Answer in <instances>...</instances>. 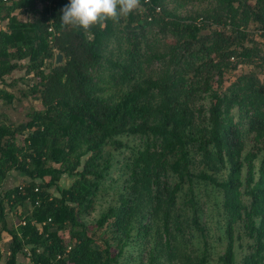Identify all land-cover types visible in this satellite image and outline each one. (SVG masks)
<instances>
[{"label": "trees", "instance_id": "16d2710c", "mask_svg": "<svg viewBox=\"0 0 264 264\" xmlns=\"http://www.w3.org/2000/svg\"><path fill=\"white\" fill-rule=\"evenodd\" d=\"M216 1L182 16L167 0H137L128 15L82 28L62 23L67 0H0V81L25 80L39 102L27 120L0 119V264H20L21 253L32 264H122L145 238L156 244L144 264L182 257L179 235L195 226L206 236L196 179L223 192L221 264H264V0ZM158 33L172 38L160 45ZM15 96L0 87L3 103ZM116 152L127 184L96 220L109 237L82 217ZM14 171L26 178L3 190ZM64 175L73 182L60 188Z\"/></svg>", "mask_w": 264, "mask_h": 264}, {"label": "rangeland", "instance_id": "374dc122", "mask_svg": "<svg viewBox=\"0 0 264 264\" xmlns=\"http://www.w3.org/2000/svg\"><path fill=\"white\" fill-rule=\"evenodd\" d=\"M169 8L175 9L180 15L186 16L188 14L195 15L200 11H207L215 9L217 6L216 0H167ZM26 15V14H24ZM22 15L23 17H26ZM209 31V30H205ZM158 36L162 38L160 45H163L166 40L172 38V36H166L158 33ZM241 67L239 70H242ZM234 74V72H232ZM232 73L230 75L232 77ZM25 74V68L21 70H16L12 76L7 77V81H10L13 77H18ZM263 77V75H262ZM7 87L8 90L15 93V99L11 104L3 103L0 99V119L6 122H21L22 120L28 119V113L38 107V101L30 96H25L24 91L27 90V83L25 80L18 81L14 86H6L5 83L0 81V87ZM129 153V151H127ZM116 156L122 158L119 163L112 169L110 178L106 183L105 188H102L95 197L94 205L87 213L83 214V220L87 222L91 229L95 233H107L110 237L112 231H106V226L99 228L96 226V220L101 216L102 212L111 204L118 202L119 190L122 189L124 185L127 184L128 173L124 166L125 153L116 152ZM199 159V158H197ZM226 170H221L217 173L220 178L225 176ZM16 180L12 178H7L3 184L2 189H7L16 184ZM195 184V194L198 201V213L200 216V221L206 228L205 235L203 236L202 231L193 226L189 229L185 236L179 235L178 245L180 246L183 255L182 257H175L173 260L163 257L162 264H186L184 254L193 255L192 257L198 262V259L207 253L208 260L206 264H221L220 255L224 252L227 243L226 234V217L227 211L223 206V192L222 190L213 185V183L206 182L204 180H198ZM73 182V178L68 175H64L59 182L60 188L69 187ZM55 194H60L59 190L53 188ZM187 192V188L181 193L180 201H183ZM184 211L192 213L190 206H185ZM18 214L15 210L10 211L9 220L11 224H16L18 222ZM191 228V227H190ZM176 232V230H174ZM193 234V236H191ZM244 245H240V241H237V252L238 257L241 258L242 255L248 250L247 240L248 236H244ZM183 238V239H182ZM11 242V237L7 232L3 233L2 246L4 249L8 248ZM156 244V238H145L140 239V242H134V245H129L124 255L121 258L122 264H144L148 261L149 252L152 246ZM8 252H4V259L7 257ZM20 264H32L27 255L23 253L19 254Z\"/></svg>", "mask_w": 264, "mask_h": 264}, {"label": "clouds", "instance_id": "9594fccd", "mask_svg": "<svg viewBox=\"0 0 264 264\" xmlns=\"http://www.w3.org/2000/svg\"><path fill=\"white\" fill-rule=\"evenodd\" d=\"M136 4L137 0H67L60 19L65 25L88 28L106 18L126 16Z\"/></svg>", "mask_w": 264, "mask_h": 264}, {"label": "crops", "instance_id": "0c3cea01", "mask_svg": "<svg viewBox=\"0 0 264 264\" xmlns=\"http://www.w3.org/2000/svg\"><path fill=\"white\" fill-rule=\"evenodd\" d=\"M14 172H15V171H14ZM12 173H13V172H12ZM15 174H16V175H15ZM15 174H14L15 176L10 174V178L13 177V178L16 180V181H15L16 184H18L19 182H21V180H23V179L26 178V176H24V175L21 174V173L19 174V173L15 172ZM16 184H15V185H16Z\"/></svg>", "mask_w": 264, "mask_h": 264}, {"label": "water", "instance_id": "95a60500", "mask_svg": "<svg viewBox=\"0 0 264 264\" xmlns=\"http://www.w3.org/2000/svg\"><path fill=\"white\" fill-rule=\"evenodd\" d=\"M55 61H56V64L62 63L64 61V54L62 52H60V51H57L56 52V59H55Z\"/></svg>", "mask_w": 264, "mask_h": 264}, {"label": "built area", "instance_id": "2783aa9c", "mask_svg": "<svg viewBox=\"0 0 264 264\" xmlns=\"http://www.w3.org/2000/svg\"><path fill=\"white\" fill-rule=\"evenodd\" d=\"M51 29V28H50Z\"/></svg>", "mask_w": 264, "mask_h": 264}]
</instances>
